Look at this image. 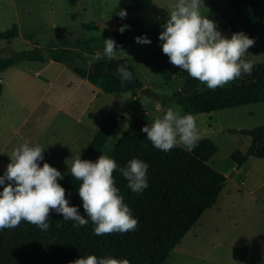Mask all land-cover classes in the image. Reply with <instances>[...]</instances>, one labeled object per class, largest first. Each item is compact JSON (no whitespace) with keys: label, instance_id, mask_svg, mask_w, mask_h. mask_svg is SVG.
<instances>
[{"label":"rangeland","instance_id":"obj_1","mask_svg":"<svg viewBox=\"0 0 264 264\" xmlns=\"http://www.w3.org/2000/svg\"><path fill=\"white\" fill-rule=\"evenodd\" d=\"M141 1L144 8L136 16L146 26L164 25L177 3V0ZM203 3L202 15L210 16L227 11L231 0H203ZM121 10L122 0H0V32L17 25L20 33L16 39L0 41V57L30 51L35 46L48 49L54 45H69L79 38L113 32L124 19L118 15ZM220 32L229 39L232 36L229 32ZM162 44L163 41L128 46L119 50L118 56L133 65L143 89L171 96L183 88L184 81L164 82L155 70L150 56L153 51L162 49ZM83 54L88 66L101 60L97 49ZM245 59L252 64L264 63V33L260 43L249 48ZM38 65L40 63H22L1 75L5 100L0 105V148L6 150L0 153V176L6 172L14 149L28 143L46 148L44 156L51 158L47 163L64 176L58 180L61 185L70 173L74 158L81 157L82 150L109 116L119 120L109 141L111 147L127 131L126 118L141 117L151 124L157 117H163L162 105L142 92L136 97L130 92L105 94L95 105L89 106L86 114H93L88 127L79 130L80 137L75 143L71 136L77 126L75 121L94 96L86 86L69 88L72 80L78 83L80 79L73 72L60 74V67L52 65L47 76L58 75L60 79H54L55 85L46 100L55 103L66 116L54 114L40 100L48 83L35 74L38 69L33 66ZM201 89L209 88L204 84ZM172 109L179 111L177 107ZM194 118L201 139H211L218 147L209 164L226 177V183L217 204L203 214L165 264H264V159L251 158L240 169L231 159L234 151L246 153L251 144L250 137L240 131L264 125V103ZM68 145V152L61 151ZM45 160L39 162L41 167Z\"/></svg>","mask_w":264,"mask_h":264},{"label":"trees","instance_id":"obj_2","mask_svg":"<svg viewBox=\"0 0 264 264\" xmlns=\"http://www.w3.org/2000/svg\"><path fill=\"white\" fill-rule=\"evenodd\" d=\"M127 16L118 22L114 32L74 40L69 45H54L48 49L35 46L33 50L0 57V98L3 93L1 75L22 63L49 62L67 64L81 79H87L106 95L142 92L143 85L136 70L127 59L118 56L122 48L141 45L136 37H148L151 43L161 42L162 25L146 26L136 14L144 8L141 0H122ZM208 18L217 23L219 31L232 35L244 32L254 39L256 46L264 33V0H231L229 9ZM127 25L121 33L119 29ZM20 35L14 25L0 32V41H11ZM112 38L117 44V58L109 61L104 57V39ZM97 49L101 59L88 66L84 52ZM99 54V55H98ZM150 61L164 82L184 81L183 88L171 96L154 94L166 114L169 108L193 116L237 109L264 103V63L253 64L251 75L242 74L226 88L201 89L204 84L169 62L162 49L151 53ZM126 65L132 73V81L123 85L116 75L118 66ZM123 112H127L123 110ZM128 128L125 134L111 147L109 141L119 126L115 116H109L92 142L81 155L82 160L96 162L101 155L114 159L120 167L138 158L150 165L147 172L149 187L141 194L128 188V181L117 170L113 173L120 195L129 205L138 226L134 231L96 235L95 225L82 206L78 193L81 181L68 174L61 184L66 190L69 206H76L88 219L83 227H74L75 221L65 220L62 214L52 210L47 231L22 221L13 229L0 230V264H73L79 258L95 255L98 258L127 259L129 264H165L171 252L191 231L203 214L213 208L224 188L226 177L210 166L217 154V145L208 138L200 139L191 152L182 146L169 152L155 148L142 132L150 125L144 118L125 119ZM250 137L246 153L234 151L231 159L240 169L251 158L264 159V125L252 130H241ZM3 186H0V191ZM59 225V226H58Z\"/></svg>","mask_w":264,"mask_h":264},{"label":"clouds","instance_id":"obj_3","mask_svg":"<svg viewBox=\"0 0 264 264\" xmlns=\"http://www.w3.org/2000/svg\"><path fill=\"white\" fill-rule=\"evenodd\" d=\"M203 5V0H177L162 25L164 30L159 39L163 41L162 51L172 65L215 90L242 74L251 75L253 64L245 57L255 41L244 32L234 33L230 39L225 37L214 20L202 15ZM118 15L125 18L127 12L121 10ZM126 27L119 31L123 33ZM136 42L151 44L146 36L136 37ZM104 44L102 55L109 61L116 59V41L108 38L104 39ZM116 75L122 86L133 79L126 65L118 66ZM142 132L155 148L164 152L181 146L191 152L201 139L194 116L182 115L171 108L162 118L157 117L153 123L145 125ZM45 149L41 145L24 143L12 152L6 172L0 176V186H3L0 191V230L16 228L26 221L47 231L52 210L62 214L65 220L75 221L74 227L88 224L78 207L69 206L66 190L58 183L64 178L61 172L47 162L40 166ZM149 167L138 158L131 159L123 167L106 155H101L96 162L82 160L80 156L74 158L70 173L82 182L78 193L87 217L95 225L96 235L126 233L137 228L138 219L133 217L131 208L119 194L113 173L118 170L128 181V188L141 194L149 187ZM73 264H129V261L89 255Z\"/></svg>","mask_w":264,"mask_h":264},{"label":"crops","instance_id":"obj_4","mask_svg":"<svg viewBox=\"0 0 264 264\" xmlns=\"http://www.w3.org/2000/svg\"><path fill=\"white\" fill-rule=\"evenodd\" d=\"M116 31V30H115ZM114 32V31H113ZM52 65H57L58 67H60V74H65V73H68V72H73L72 71V69L71 68H69V66L67 65V64H60V63H54V62H49V63H47V64H41L40 63V65H38V66H33L35 69H38V71H35V74L38 76V77H40V76H42V78L48 83V85L46 86V85H44L46 88L44 89V91H43V94L41 95V97H40V100L41 101H43V102H45L46 104H47V107H48V109H50V111L51 112H54V114H57V113H62L63 115H65L66 116V114L64 113V111H62V109L61 108H59L55 103H53L52 101H47L46 100V98H47V96H49V93H50V90L54 87V79L56 78V79H58V75H55V76H51V77H48L47 76V71L49 70V68L50 67H52ZM44 74L48 77H46V76H44ZM53 77V78H52ZM78 77V76H77ZM80 80V82H76V81H74V80H72V82L68 85V87L70 88V87H79L80 85L81 86H86L87 87V89L93 94V98H92V100H91V102H90V105H88V107L85 109V111H84V113L80 116V117H78V119L75 121V122H77L76 123V127L72 130V131H75V133L74 132H72L71 133V136H72V138H73V141L75 142V143H78V139H79V137H80V133L79 132H81V131H79L80 129H81V127H84V126H86V127H88V122H89V117L90 116H92V114H93V112H92V114L90 115V116H87V114H86V112L89 110V106L91 107V106H93V105H95V103H96V101L97 100H99L103 95H105L101 90H99L97 87H95L93 84H91L87 79H81L80 77H78ZM59 79H60V77H59ZM5 100V88H4V85H3V93H2V96H1V98H0V105H1V103H3V101ZM30 117V116H29ZM67 117H68V115H67ZM28 118V116L26 117V119ZM108 119V118H107ZM106 119V120H107ZM129 119V118H128ZM28 120V119H27ZM105 120V121H106ZM105 121L102 123V125L105 123ZM102 125H101V127H102ZM101 127H99V128H101ZM100 130V129H99ZM98 130V131H99ZM98 133V132H97ZM96 133V134H97ZM95 134V135H96ZM95 137V136H94ZM94 137H93V139H94ZM92 139V140H93ZM82 140V139H81ZM92 140L90 141V143L92 142ZM72 141V142H73ZM89 143V144H90ZM69 146L70 145H68V146H65V147H63L62 149H61V151H66V152H68L69 151ZM87 147H88V145H87ZM87 147H85L83 150H82V153L85 151V149L87 148ZM0 153H2L3 151H5L6 149L4 148V147H1L0 148ZM82 153H81V155H82ZM44 158L46 159L45 160V162H51V158L48 156V155H45L44 156ZM49 162V163H50Z\"/></svg>","mask_w":264,"mask_h":264},{"label":"water","instance_id":"obj_5","mask_svg":"<svg viewBox=\"0 0 264 264\" xmlns=\"http://www.w3.org/2000/svg\"><path fill=\"white\" fill-rule=\"evenodd\" d=\"M142 93H143V94H146V95H148V96H152V97L154 96V94H153L151 91L146 90V89H143V90H142ZM225 183H226V182H225Z\"/></svg>","mask_w":264,"mask_h":264}]
</instances>
